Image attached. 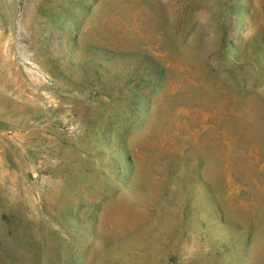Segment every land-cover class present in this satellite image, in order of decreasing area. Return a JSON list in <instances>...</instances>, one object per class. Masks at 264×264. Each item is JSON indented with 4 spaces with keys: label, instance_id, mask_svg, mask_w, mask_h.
Here are the masks:
<instances>
[{
    "label": "rangeland",
    "instance_id": "obj_1",
    "mask_svg": "<svg viewBox=\"0 0 264 264\" xmlns=\"http://www.w3.org/2000/svg\"><path fill=\"white\" fill-rule=\"evenodd\" d=\"M0 264H264V0H0Z\"/></svg>",
    "mask_w": 264,
    "mask_h": 264
}]
</instances>
